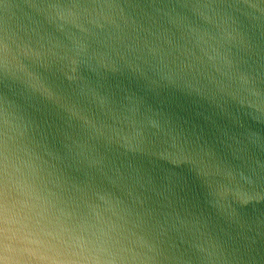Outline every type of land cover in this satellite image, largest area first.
<instances>
[{
  "label": "clouds",
  "instance_id": "9594fccd",
  "mask_svg": "<svg viewBox=\"0 0 264 264\" xmlns=\"http://www.w3.org/2000/svg\"><path fill=\"white\" fill-rule=\"evenodd\" d=\"M0 264H264V0H0Z\"/></svg>",
  "mask_w": 264,
  "mask_h": 264
}]
</instances>
